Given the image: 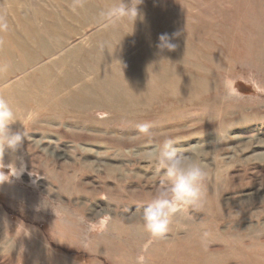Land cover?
I'll use <instances>...</instances> for the list:
<instances>
[{
    "label": "rangeland",
    "instance_id": "obj_1",
    "mask_svg": "<svg viewBox=\"0 0 264 264\" xmlns=\"http://www.w3.org/2000/svg\"><path fill=\"white\" fill-rule=\"evenodd\" d=\"M112 2L0 0V96L25 133L5 155L0 264H264V0H143L105 28ZM165 137L208 175L156 238L140 213Z\"/></svg>",
    "mask_w": 264,
    "mask_h": 264
},
{
    "label": "clouds",
    "instance_id": "obj_2",
    "mask_svg": "<svg viewBox=\"0 0 264 264\" xmlns=\"http://www.w3.org/2000/svg\"><path fill=\"white\" fill-rule=\"evenodd\" d=\"M142 3L143 0H113L100 10L99 21L105 28L123 21L134 25L137 18L143 19L138 7ZM0 28L6 29L7 24L0 23ZM158 39L157 47L161 50H173L176 47L167 33L161 34ZM17 118V112L9 99L0 96V182L10 178L8 172L18 170L15 159L5 162V155L16 153L24 141L25 133L11 127ZM139 128L142 133H150L151 125L146 123ZM177 145V140L165 137L148 153V158L155 164L161 179L154 188L151 199L141 206L140 216L144 231L156 238L165 237L169 233L178 214L197 209L203 203V187L208 174L202 164L201 154L194 149L186 153ZM108 222L107 214L99 215L97 222L89 227L92 230L103 229Z\"/></svg>",
    "mask_w": 264,
    "mask_h": 264
},
{
    "label": "bare ground",
    "instance_id": "obj_3",
    "mask_svg": "<svg viewBox=\"0 0 264 264\" xmlns=\"http://www.w3.org/2000/svg\"><path fill=\"white\" fill-rule=\"evenodd\" d=\"M18 21V20H17ZM24 42V41H23ZM23 49H25V48H23ZM63 63V62H62ZM60 64V63H59ZM56 66V65H55ZM60 70V69H59ZM64 80V79H63ZM62 80V81H63ZM51 81V80H50ZM37 82V81H36ZM42 87V86H41ZM49 92V91H48ZM11 93H12V91H11ZM11 93L9 94V95H11ZM26 95V94H25ZM14 95H12V97H13ZM52 99V98H51ZM27 100V99H26ZM59 104V103H58ZM63 109V108H62ZM71 109V108H70ZM65 110H67V109H65ZM73 112V111H72Z\"/></svg>",
    "mask_w": 264,
    "mask_h": 264
}]
</instances>
